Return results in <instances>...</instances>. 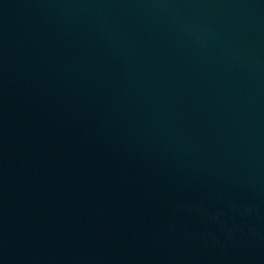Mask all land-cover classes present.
<instances>
[{
  "label": "water",
  "instance_id": "obj_1",
  "mask_svg": "<svg viewBox=\"0 0 264 264\" xmlns=\"http://www.w3.org/2000/svg\"><path fill=\"white\" fill-rule=\"evenodd\" d=\"M0 264H264V0H0Z\"/></svg>",
  "mask_w": 264,
  "mask_h": 264
}]
</instances>
